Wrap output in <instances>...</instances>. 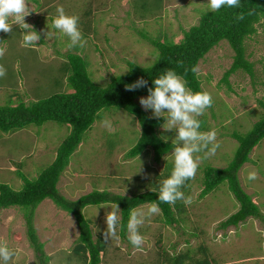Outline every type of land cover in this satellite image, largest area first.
Instances as JSON below:
<instances>
[{
  "label": "rangeland",
  "instance_id": "1",
  "mask_svg": "<svg viewBox=\"0 0 264 264\" xmlns=\"http://www.w3.org/2000/svg\"><path fill=\"white\" fill-rule=\"evenodd\" d=\"M145 3L147 6L143 8L142 0H29L33 13L25 20L40 34V40L37 46H22L25 30L14 25L9 38L0 43V47L6 49L0 64L7 69L6 77L0 79L9 82L0 90V104L10 94L7 86L10 84L23 103L33 100L31 90L36 85L41 87L43 95L40 97L52 95H45L54 89L47 84L51 85L57 73L56 66L63 62V56L68 51L73 52L67 46L70 42L68 37L52 27L57 7L62 6L69 15H77L81 31V27L89 26L87 33L90 36L84 38L85 46H78L74 53L86 58L91 80L102 88L111 77L126 72V62H134L141 67L154 62L157 52L141 38L140 33L160 42L164 35L170 36L176 43L182 38L181 32L196 25L208 6L207 0H161L157 5H154V0H146ZM46 32L52 33V37L46 38ZM244 49L245 59L252 64V75L238 70L228 77L226 84L222 82V76L233 56L226 42L221 41L197 63L195 72L200 88L211 93L214 100L212 107L199 119L204 122L205 131H217L220 148L214 156L207 158L203 153L198 154L202 162L195 178L189 180L186 193L193 198V203L188 206L183 203L180 211L174 212L176 222L173 226L163 225L160 214L150 217L139 229L145 230V243L137 249L128 240V233L126 239H105V216L113 205L83 208L82 216L90 223L93 239L101 237L105 242L106 249L99 264H168L165 259L185 253L199 257L200 246L207 249L216 264H264V219L250 218L236 227L219 230L218 224L237 210V203L226 184H220L203 198L198 197L202 189L203 167L224 168L237 146L229 135L247 133L264 115L261 65L264 32L260 26H256V32L244 41ZM35 53L39 58L34 56ZM64 91L69 93L67 89ZM140 97L136 98V103L141 107ZM15 98H11L12 101ZM141 109L154 118L150 110ZM156 132L160 139L169 137L167 142L173 145L174 132L165 131L162 125ZM66 133V126L52 122L30 125L12 133L0 132V183L18 191L22 182L16 176L17 171L27 179L36 178L53 161L56 147ZM138 136L139 128L133 116L113 107L101 109L70 156L69 164L56 184L58 193L67 200H75L92 190L125 196L150 191L149 179L154 174H162L165 166H173V149L158 164L152 161L149 149L128 159L126 153ZM248 157L249 161L239 169L237 179L264 218V139ZM252 170L258 171V178L249 181L247 176ZM148 205L137 208L146 210ZM32 226L48 256V264L80 263L77 255H71L77 237L71 216L46 199L34 209ZM0 243H6L16 253L10 264H36L20 209L0 210Z\"/></svg>",
  "mask_w": 264,
  "mask_h": 264
},
{
  "label": "trees",
  "instance_id": "2",
  "mask_svg": "<svg viewBox=\"0 0 264 264\" xmlns=\"http://www.w3.org/2000/svg\"><path fill=\"white\" fill-rule=\"evenodd\" d=\"M143 1V8L147 6ZM161 0H154V5L160 4ZM240 8L224 7L218 12H206L202 14L196 25L182 31V38L173 42L169 36H163L162 41L147 38L145 33H140L142 39L151 44L157 54L154 62L148 67H141L134 62H126V72L122 75L111 77L105 87L91 80L89 62L74 52L78 46L72 48L63 56L64 60L59 63L57 73L52 78L51 85L54 89L43 95L41 87L33 88V100L23 103L18 100L17 90L7 85L10 94L4 97L0 104V132L12 133L27 126H41L43 123L52 122L59 126H66L67 133L61 143L56 147L53 161L45 167L34 179H27L20 172L16 176L22 185L18 191L12 190L8 185L0 183V210L18 208L22 211L25 219L26 235L29 247L36 258V264H48V256L43 251V245L38 241L32 226L34 209L43 201L48 199L51 203L71 216L76 229L77 237L71 248V255L78 256L81 264H99L101 255L105 252V242L101 237L93 239L90 223L82 216V210L86 206H97L100 204H117L120 209L121 225L118 227V237L126 239L127 222L130 211L142 205L156 202L161 208L160 222L166 226L175 224L174 212L180 211L183 202L177 201L174 206L160 203L158 189L161 182L168 178L173 166H165L162 174H154L149 179L150 191H145L133 196L112 194L108 191L92 190L79 196L75 200H67L58 193L56 184L69 164L70 156L75 152L82 142L84 135L90 129L97 113L101 109L115 108L133 116L136 119L139 136L137 141L126 153L128 159L140 155L144 150L152 152V161L155 164L170 150L173 145L161 140L156 130L164 122L163 118H150L136 103V98L147 96V88L152 87V80L162 74L166 69H173L182 75L187 85L193 91H202L196 72L197 63L221 41L226 42L232 51V62L223 73L222 82L226 84L228 77L238 70L252 75V64L245 59L244 41L256 32V26H260L264 32V0H240ZM252 15H247L248 11ZM239 12L245 13L242 21H237L235 16ZM83 37L88 35V27H81ZM84 28V29H83ZM9 34L0 35V43L7 40ZM96 49V47H95ZM35 57L38 54L35 53ZM39 58V57H38ZM182 62V64L180 63ZM264 75V57L261 60ZM144 78L148 83L146 87L135 91H127L125 85L135 82L138 78ZM3 83V84H2ZM4 79H0V90L4 87ZM26 89V88H25ZM69 90L66 93L64 90ZM15 98L12 101L11 98ZM40 98V99H37ZM14 104V105H13ZM264 108V106H262ZM204 122L201 131H205ZM231 139L236 141V149L224 168L204 166L202 169V189L198 195L203 198L212 193L220 184L225 183L228 192L237 203V210L218 224L219 230L228 227H236L247 219L262 221L264 218L250 196L241 189L237 173L239 169L249 161L251 150L264 139V115L255 122L251 129L245 134H231ZM17 167L20 165L17 164ZM153 180V182H152ZM188 183L182 189L186 195ZM143 235L145 230H139ZM100 232L99 234H101ZM145 236V235H143ZM199 257H190L188 253L165 259L168 264H216V260L208 253L205 247L200 246ZM186 260V262H185ZM79 263V264H80Z\"/></svg>",
  "mask_w": 264,
  "mask_h": 264
},
{
  "label": "clouds",
  "instance_id": "3",
  "mask_svg": "<svg viewBox=\"0 0 264 264\" xmlns=\"http://www.w3.org/2000/svg\"><path fill=\"white\" fill-rule=\"evenodd\" d=\"M205 12H218L224 7L240 8V0H207ZM57 15L53 20L52 27L68 37L69 49L77 46L84 47L86 40L79 27V17L69 15L64 8L57 7ZM33 13L29 0H0V32L10 34L13 26H20L25 30L23 34L24 47L37 46L40 40V34L34 30V27L26 22L25 18ZM253 11H248L247 15H252ZM245 18L244 12L236 14L235 19L242 21ZM46 38H51L52 33L46 32ZM6 49L0 47V58L5 55ZM182 64V62H180ZM196 71L195 68L192 69ZM7 75V69L0 64V78ZM144 78H138L135 82L125 85L127 91H135L147 86ZM147 96L139 98L141 107L150 110L154 118H163L162 128L167 132H174L173 139V168L164 179L158 189V200L160 203H166L174 206L177 201L183 202L186 206L193 203L191 196H186L182 190L186 182L195 178L199 170L202 158L214 156L220 148L217 140V131L211 129L201 131L202 123L199 117L212 107L214 100L211 93L207 91H193L188 87L184 77L173 69H166L162 74L152 80V87L147 88ZM110 127V125H108ZM164 142L169 137L162 136ZM249 181L258 178V171L252 170L247 176ZM252 201V200H251ZM105 216L106 231L105 239L117 238L118 227L121 225L120 209L114 204ZM161 208L158 203L152 202L147 209L134 208L130 211L129 219L126 225L128 240L137 249L145 243V237L139 229L150 217L160 214ZM15 251L7 246L6 243H0V264H10Z\"/></svg>",
  "mask_w": 264,
  "mask_h": 264
}]
</instances>
